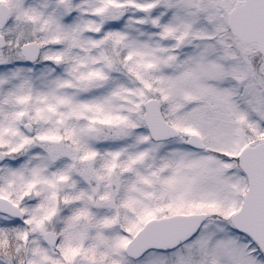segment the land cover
Segmentation results:
<instances>
[{
    "label": "snow or ice",
    "instance_id": "obj_1",
    "mask_svg": "<svg viewBox=\"0 0 264 264\" xmlns=\"http://www.w3.org/2000/svg\"><path fill=\"white\" fill-rule=\"evenodd\" d=\"M0 264H264V0H0Z\"/></svg>",
    "mask_w": 264,
    "mask_h": 264
}]
</instances>
